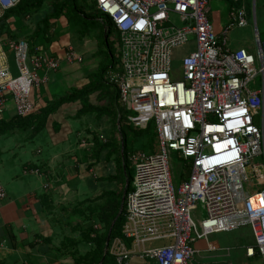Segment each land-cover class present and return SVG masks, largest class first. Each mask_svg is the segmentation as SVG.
<instances>
[{"label":"built area","instance_id":"2783aa9c","mask_svg":"<svg viewBox=\"0 0 264 264\" xmlns=\"http://www.w3.org/2000/svg\"><path fill=\"white\" fill-rule=\"evenodd\" d=\"M21 1L0 0V22ZM212 1L96 0L118 34L120 68L109 69L107 82L116 86L130 124L141 130L153 124L156 131L155 152L132 157L124 237L109 246L110 255L124 264L133 258L191 264L197 241L245 225L255 241L246 255L264 264V86L250 88L257 76L264 78V41L254 34L256 55L230 50L229 28L249 25L245 0H235L242 3L230 13L222 39L209 17ZM191 43L182 79L174 80L173 49ZM33 49L28 39L0 37V121L9 102L14 116L34 113L33 88L48 82L62 63L81 61L72 47L56 56L44 46ZM259 110L261 125L254 119ZM172 151L190 168L177 189ZM5 197L0 182V202ZM199 202L206 217L195 221L192 211ZM158 240L165 244L146 248Z\"/></svg>","mask_w":264,"mask_h":264},{"label":"crops","instance_id":"0c3cea01","mask_svg":"<svg viewBox=\"0 0 264 264\" xmlns=\"http://www.w3.org/2000/svg\"><path fill=\"white\" fill-rule=\"evenodd\" d=\"M255 5H253L254 8ZM236 8L233 7L231 11L228 8V15H223L222 12L218 14L215 30L220 39L224 37V31L232 23L230 13ZM246 12L250 25L251 13L247 7ZM209 17L211 20V9ZM224 20L226 21L223 23ZM243 29L237 25L229 28L227 47L232 51L244 48L252 54L254 52L251 51L257 50L255 42L253 46L251 33L245 32ZM256 33L258 31L255 29L253 36ZM98 36L101 38V33ZM260 39L264 41L261 35ZM58 40L62 50L52 55H62L68 47L74 49L67 36ZM102 52L104 61L96 71L87 75L89 81L86 83L80 81V78L75 79L76 68L73 67L74 63L82 62V57H80L81 61L64 62L61 65L62 68L49 73L48 82L41 84L36 90L38 97L33 99L36 104L35 113L38 115L43 113L48 107H51L50 105L55 99L72 94L75 90L88 88L89 83L95 82L96 76L108 62L107 57H111L106 48ZM108 67L109 69L115 68L109 64ZM59 70L61 74L57 75ZM40 74H42L41 77L44 76L43 72ZM259 77L262 78L261 83L257 82L256 77L251 83V90L259 91L264 86V78ZM85 99L88 100L89 107L87 108L82 102ZM121 107L118 90L114 86L104 83L86 97L64 103L53 113L48 114L45 127L40 132L49 130L50 140L44 143L45 146L36 148L33 156L17 150V148H21L17 141L11 146L1 144L2 140L12 136L16 129L0 137V178L4 181L3 187L6 193V197L0 202V257H2L0 259L2 262L10 263L14 261L11 260L12 258L16 257L17 259L18 256L23 255L25 264H32L35 258L39 259L42 254L49 256L50 260L53 259L52 255L57 256L55 255L57 251L53 250V246H59L65 234L69 235V232L63 233L65 229H69L66 224L67 209L74 203L81 202L77 199L78 190L76 187L84 181L88 185L93 182L96 175L95 165L105 155V152L98 155V145L101 143L99 141L102 139V143L114 142L111 130L117 134L120 129L118 121L116 126L115 116L118 108ZM7 114L10 117L7 118ZM13 116V103L9 102L3 119L9 120ZM254 119L257 125L262 124L261 110L254 113ZM31 128L33 137L40 133H36L33 126ZM153 150L155 152V144ZM64 173L69 175L71 181L74 182L73 188L65 186ZM95 180H98L97 176H95ZM98 185L99 182L96 186ZM224 233H214L209 235L206 240L197 241L194 246L199 252L193 263L262 264L258 258H250L246 255V247L252 246V243L246 245L241 243L240 249H238L221 240ZM46 238L51 239V247L46 242ZM56 238L60 240L55 243ZM66 257L64 256V258ZM48 262L49 260H47V264L57 263Z\"/></svg>","mask_w":264,"mask_h":264},{"label":"rangeland","instance_id":"374dc122","mask_svg":"<svg viewBox=\"0 0 264 264\" xmlns=\"http://www.w3.org/2000/svg\"><path fill=\"white\" fill-rule=\"evenodd\" d=\"M250 3H251V6L249 8V11L251 13L250 25L244 28L243 30L245 32L248 31L249 33H251V36H252L251 44L253 45L254 44L253 32L255 33V29L258 31V35L259 36L261 35L262 39H264V0H257L255 8L253 7L252 0H250ZM209 7L211 9V21L214 24V27L217 28L216 19H217L218 14L222 12L223 15H228V7L225 4L224 0L212 1ZM44 9H45V6H44ZM254 14H255V18H254ZM43 15H44V12L37 13V12H34L33 10L29 12L28 14L29 18L28 17L23 18L22 16H18L17 14H14V16L10 15L9 17V21L11 24L10 28L20 38L22 37L24 39H27L26 36L33 32V28L38 25L37 23L41 25V28H44V22L42 24L40 22ZM69 18L70 17L65 14H62L60 18H55V17L49 18L48 23L54 24L53 38L51 40H48L43 34H39L37 44H41L42 46H44L48 50L49 54L52 55L62 50L61 44L58 39L64 36H67L70 39L71 41L70 43L74 47L76 53L80 57H82V62H76L74 63V66H73L74 68H76L75 79L80 78V81H84L86 83L89 81V79L87 80V75L96 71L99 68V65L104 61V54L102 52V50L105 49L104 44L102 43L103 39L100 38V36H98L101 33L102 26L99 25L98 27H94L93 30L91 31L89 30L88 34L84 35L82 31L80 33L79 28L81 29V27H79V25L72 22ZM106 18L107 17L105 15L100 14V16L95 19L101 22V19H106ZM225 21L226 20H224L223 23ZM23 25H27L28 26L27 29H22ZM234 30H237V29H234ZM117 38H118V34L116 30L113 29L112 34L110 36V40H112L113 42L114 53L116 56L115 58L117 60L115 68H114L115 70H119L120 68L119 61H118L119 47H118ZM193 47H194V44L191 43L190 45L179 46L173 49V53H172L173 63H172L171 75L174 80L182 79L181 68H182L183 57L187 54L188 51L192 50ZM251 52H254L252 54L255 55L256 50L251 51ZM7 53L8 55H11L10 50L7 51ZM60 70L57 72V75L61 74ZM38 75L39 77L42 76L40 72L38 73ZM104 79L107 81L108 73H106V75L104 76ZM261 81H262V78L257 76V82L261 83ZM88 85H89L88 88H90L91 85H95V82H93V84L89 83ZM37 89H39V87L33 88L32 95H31L32 100L38 97V94L36 93ZM90 98L92 99V97ZM82 102H84V104H88L87 99H85ZM126 112L128 113L129 111H126ZM4 117H5V114H4ZM6 117L7 118L10 117V115L7 114ZM27 127L22 128V129L17 128L16 131L12 134V136L3 139L1 144H4L6 146H11L14 143L16 144V141H17V143L21 145V148H17V150H19L20 152L22 151V153L27 152V155L33 156V152L36 148L40 146H45L44 143L50 140V135L48 132L49 130L42 131L37 136L33 137L32 128L30 126H27ZM111 131L110 132L112 133L114 137L113 140L117 141L116 132L114 130H111ZM153 139H155V136L152 130L150 131L146 130L145 132L142 131L141 134L135 135V136L129 135L126 160H123L122 151L120 153H110L111 147L104 148L101 152H105L104 154L106 156L103 155L101 157V161H99L95 165L96 167L95 176L98 177V180H95V176H94L93 182L91 184L88 185L86 181L79 184L76 187L78 190L77 199L82 201L87 197H90V198L97 197L103 194L104 192H113V191H118L119 189L121 191L122 184H123L122 180L123 178H125L126 174L127 173L134 174L135 162L132 160L133 155L139 152H145L147 154L152 153L154 151L153 150V146H154ZM99 142L102 143L103 142L102 139H100ZM260 159L261 158H258L257 160H260ZM169 161H170L173 181L177 189L181 184V179L186 174L185 167H184V161L180 159L179 154L174 151L170 152ZM63 180H64L65 186L72 187V188L74 187V182L71 181L70 176L67 175L66 173H64L63 175ZM0 182L3 185L4 183L3 179L0 178ZM98 182H99V185L96 186ZM95 186H96V189H95ZM205 217H206V210H205L204 204L203 202H199V204L197 205V208L192 211V218L195 221H198V220L204 219ZM67 232H69V229H65L63 231V233H67ZM222 238H223L221 239L222 241L238 249H240L239 246H241L240 245L241 243L245 245L250 244V243H252V245L254 244L253 233L251 231V228L247 225L241 226L238 229L230 231V232H225L224 234H222ZM60 239L56 238L54 240L55 243L58 242ZM164 244L165 242L163 240L152 241L146 244V248L148 249L156 248ZM86 248L87 247L84 244L80 245L79 247L80 250H85ZM57 253L58 252L55 253V255L57 256L52 255L53 257L52 260L49 259V256L42 254L39 259L35 258L34 263L32 262L31 263L32 264H47V260H49L50 263L57 262L56 264H74V261L72 260L73 258H71L70 256L64 258L63 255H58L59 253L58 254ZM222 253H225V252H222ZM51 254H54V253H51ZM15 259L16 257L12 258L11 260H14V261L10 263L2 262L0 259V264H25V256L20 255L18 256L16 260ZM194 260L192 261V264H196V263H193ZM215 263L216 262H213L210 264H215ZM106 264H124V263L115 257L114 259L109 257ZM127 264H156V263L154 260H142L139 258H133Z\"/></svg>","mask_w":264,"mask_h":264},{"label":"trees","instance_id":"16d2710c","mask_svg":"<svg viewBox=\"0 0 264 264\" xmlns=\"http://www.w3.org/2000/svg\"><path fill=\"white\" fill-rule=\"evenodd\" d=\"M224 1L230 11L233 7H238L242 3L235 0ZM245 5L249 10L251 6L250 0H246ZM32 10L37 13L44 12L43 17L40 20L41 24L44 22V28H41V25L37 23L38 25L33 28V32L26 36L32 47V51H34L33 48L35 46H42L41 44H37L39 34H43L48 40L53 38L54 24L48 23L49 18H60L62 14H65L70 17L69 19L72 22L81 27L80 31H82L83 34H87L89 33V30L91 31L94 27L101 25V38L103 39L102 43L111 54V57H107L108 62L96 76V79L94 80L95 85H91L90 88L75 90L72 92V94H66L63 97L55 99L51 103V107H48L43 113L39 115L34 112L25 118L13 116L9 120L2 119L0 121V137L4 134L10 133L12 130L17 128H26L27 126H33L36 133L40 132L45 127L48 114L53 113L64 103L86 97L90 92L99 89L101 84H109L104 79V76L109 71L108 64L114 68L117 62L114 53V45L112 40H110L114 26L108 18L101 19V22L95 19L99 17L100 14H102L97 9L96 0H22L14 9L8 12L4 19L0 22V37L13 39L20 38L15 32L11 30L9 17L10 15L14 16V14H17L23 18H27L29 12ZM22 27V29H27L28 26L23 25ZM110 85L114 86L112 84ZM114 87L116 88V86ZM84 107L87 108L89 106L88 104H84ZM122 108L123 107L118 108L117 114L115 116L116 126L118 121L120 128L117 131V141H112L110 143H100L98 145V155L104 148L111 147L110 153H120L122 151L123 160H126L129 135H139L142 133V131L145 132L146 130H152L154 132L155 139H153V142L155 144L156 131L154 125L150 124L144 130L134 128L128 120L129 114L124 108ZM101 111L102 109L100 112ZM184 167L186 174L181 179V182L188 180L190 175L189 166L184 165ZM132 178L133 174H126L125 178L122 180L123 184L121 191L119 189L118 191L104 192L93 199H85L68 208L66 224L69 226V235H65L60 242V245L57 247L54 246L55 248L53 247V250H56L59 255L67 257L70 256L73 258L72 260L75 264H106L109 257L114 259V257L109 253V246L114 239L124 237L122 230L125 222V209H123V213L119 217L118 213L121 207L125 182L126 180L129 182L126 192L127 195L131 188ZM111 227L112 232L109 245L107 252H105V244ZM45 240L51 247V239L46 238ZM82 244L87 247L85 250L79 249L80 245Z\"/></svg>","mask_w":264,"mask_h":264},{"label":"water","instance_id":"95a60500","mask_svg":"<svg viewBox=\"0 0 264 264\" xmlns=\"http://www.w3.org/2000/svg\"><path fill=\"white\" fill-rule=\"evenodd\" d=\"M128 186H129V182H128V180H126L125 188H124V192H123V197H122V201H121V207H120V210H119V213H118V217L123 213L124 203H125V195H126ZM114 223H115V221H114ZM114 223H113V225H114ZM113 225H112V227H113ZM112 227H111V229L109 231V234H108V237H107V241H106V244H105V252H107V249H108L109 240H110V236H111V232H112Z\"/></svg>","mask_w":264,"mask_h":264}]
</instances>
